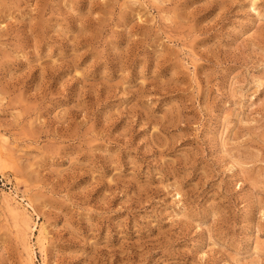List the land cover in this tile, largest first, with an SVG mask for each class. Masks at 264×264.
<instances>
[{"label":"rangeland","instance_id":"1","mask_svg":"<svg viewBox=\"0 0 264 264\" xmlns=\"http://www.w3.org/2000/svg\"><path fill=\"white\" fill-rule=\"evenodd\" d=\"M0 144V264H264V0H0Z\"/></svg>","mask_w":264,"mask_h":264},{"label":"bare ground","instance_id":"2","mask_svg":"<svg viewBox=\"0 0 264 264\" xmlns=\"http://www.w3.org/2000/svg\"><path fill=\"white\" fill-rule=\"evenodd\" d=\"M2 140V139H1ZM3 141V140H2ZM4 143V142H3ZM1 145V144H0ZM11 193V192H10ZM5 197H7V196H5ZM9 198H10V196H9ZM14 198H16V197H14ZM13 198V199H14ZM11 199V198H10ZM7 200V199H6ZM17 200V199H16ZM11 201V200H10ZM13 201V200H12ZM19 203H21V202H19ZM15 204H17V203H15ZM10 204H9V202H8V206H9ZM12 205V204H11ZM19 205V204H18ZM22 205V204H21ZM29 205V204H28ZM31 205V204H30ZM7 206V205H6ZM23 206V205H22ZM19 207V206H18ZM23 208V207H22ZM26 208V207H25ZM14 209H16V208H14ZM20 209V208H19ZM11 210H13V208L11 209ZM26 210H27V208H26ZM16 211V210H15ZM18 213V212H17ZM19 214V213H18ZM24 214V213H23ZM26 215H27V213H26ZM24 216V215H23ZM35 224V223H34ZM40 229V228H39ZM45 230V229H44ZM40 232H42V231H40ZM47 232V231H46ZM46 232H44V233H46ZM49 232V231H48ZM38 233H39V231H38ZM49 234V233H48ZM38 237V236H37ZM47 236H45V238H46ZM40 239H41V237H40ZM40 241H42V240H40ZM42 243V242H41ZM41 246V245H40ZM44 246V245H43ZM29 247V246H28ZM30 248H31V246H30ZM44 248V247H43ZM33 250V249H32ZM30 252V251H29ZM31 256V255H30ZM32 257V256H31ZM33 262V261H32ZM31 262V263H32Z\"/></svg>","mask_w":264,"mask_h":264}]
</instances>
